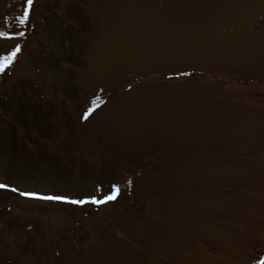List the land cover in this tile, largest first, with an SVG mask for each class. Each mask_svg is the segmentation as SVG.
Here are the masks:
<instances>
[{
    "label": "rangeland",
    "instance_id": "1",
    "mask_svg": "<svg viewBox=\"0 0 264 264\" xmlns=\"http://www.w3.org/2000/svg\"><path fill=\"white\" fill-rule=\"evenodd\" d=\"M17 49L0 264H264V0H0Z\"/></svg>",
    "mask_w": 264,
    "mask_h": 264
},
{
    "label": "snow or ice",
    "instance_id": "2",
    "mask_svg": "<svg viewBox=\"0 0 264 264\" xmlns=\"http://www.w3.org/2000/svg\"><path fill=\"white\" fill-rule=\"evenodd\" d=\"M27 3H28V6H29V9H30L31 6H32V4H33V0H27ZM17 51H19V49H17L16 51H14L12 53V56L11 57H6L5 58L3 66H0V72H3L6 67L10 66V62L12 60H14ZM3 187H6V186L3 185V184H0V188H3ZM12 191H17V190L16 189H12ZM117 191H118V189H117ZM21 195L32 196V197H35V198L46 199V200H58V201L71 202V203H74V204H83V203H85L84 200L67 201V199L65 197H62V196H42V197H36V194H34V193H21ZM107 199L108 200H111V199H114V197L111 196V195H109L107 197ZM92 202L93 203H101L103 201H95V200H93Z\"/></svg>",
    "mask_w": 264,
    "mask_h": 264
},
{
    "label": "trees",
    "instance_id": "3",
    "mask_svg": "<svg viewBox=\"0 0 264 264\" xmlns=\"http://www.w3.org/2000/svg\"><path fill=\"white\" fill-rule=\"evenodd\" d=\"M6 68H7V67H6ZM6 68H5V69H6ZM12 70H13V68H12V66L10 65L9 68H8V71H7V70H5V71H7L6 73H7L8 75H10ZM5 71L1 72L0 75H1L2 73H4ZM7 74H6V75H7ZM3 75H4V74H3ZM3 75H2V77H0V81H1L2 78H3ZM6 78H8V76H6V77L3 79V81H4ZM24 81H26V80H22V83H24ZM27 87H28V88L30 87L31 89H25V88L22 87V89L20 90V91L22 92V95L25 94L27 91H30V90H33V91H34V89H36V90H40L39 87H38L37 85H34V84L31 83V82H29V85H28V83H27ZM32 88H34V89H32ZM16 89H18V87H17ZM20 91H17V92L20 94ZM33 91H30V92L33 93ZM22 95H21V96H22ZM30 95H31V94H30ZM30 95H29V96H30ZM24 97H27V96H24ZM2 98L5 99V98H7V97H4V96H3ZM8 98H9V97H8ZM30 104H31V105L33 104L32 101H30V102H27V101H26V105H24V108H26V109L29 108L28 105H30ZM24 110H25V109H24Z\"/></svg>",
    "mask_w": 264,
    "mask_h": 264
}]
</instances>
